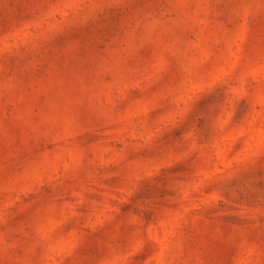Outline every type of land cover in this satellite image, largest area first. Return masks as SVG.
<instances>
[{"label":"rangeland","instance_id":"1","mask_svg":"<svg viewBox=\"0 0 264 264\" xmlns=\"http://www.w3.org/2000/svg\"><path fill=\"white\" fill-rule=\"evenodd\" d=\"M0 264H264V0H0Z\"/></svg>","mask_w":264,"mask_h":264}]
</instances>
